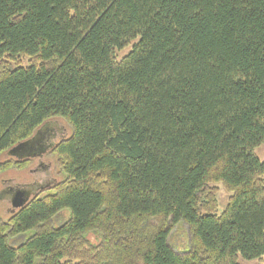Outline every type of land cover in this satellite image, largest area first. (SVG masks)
Instances as JSON below:
<instances>
[{"label":"trees","instance_id":"trees-1","mask_svg":"<svg viewBox=\"0 0 264 264\" xmlns=\"http://www.w3.org/2000/svg\"><path fill=\"white\" fill-rule=\"evenodd\" d=\"M55 118L65 178L0 218V264L264 259V0H0V156Z\"/></svg>","mask_w":264,"mask_h":264},{"label":"rangeland","instance_id":"rangeland-1","mask_svg":"<svg viewBox=\"0 0 264 264\" xmlns=\"http://www.w3.org/2000/svg\"><path fill=\"white\" fill-rule=\"evenodd\" d=\"M132 41L127 46L116 49L117 59L120 60L123 56L128 54L133 46ZM30 61L28 56H20L15 62H20L27 65ZM14 62V63H15ZM48 127L41 135L36 143V150L38 156L32 157V162L26 169L10 168L0 172V218L4 221L19 211L12 205L11 196L17 189H24L30 192V199L36 195L44 196L53 193L54 189H49L53 184L63 180L64 174L59 171L57 155L50 152L55 143L65 139L72 134V127L67 120L63 118H55L45 123ZM54 143L51 147L50 145ZM50 147V148H49ZM258 158L264 160V143L259 145L255 150ZM12 156L9 152H4L0 156V160H6ZM16 158V157H14ZM218 188V202L219 209L223 211L229 200L231 192L223 185L222 182L215 183ZM66 215V214H64ZM189 234V228L185 225H179L174 229L171 242L177 247L185 242ZM92 242H98L96 236H90ZM239 264H264V259L248 260L241 255L238 259Z\"/></svg>","mask_w":264,"mask_h":264},{"label":"water","instance_id":"water-1","mask_svg":"<svg viewBox=\"0 0 264 264\" xmlns=\"http://www.w3.org/2000/svg\"><path fill=\"white\" fill-rule=\"evenodd\" d=\"M47 125H42L34 134V136L24 141L15 147L11 148L8 152L12 157H16L17 159H25V158H34L38 156V151L36 150V143L40 139L41 135L44 133ZM52 143L50 147L53 145ZM49 147V148H50ZM30 200V192L24 189H17L14 194L11 196L12 205L16 208L24 207L27 202Z\"/></svg>","mask_w":264,"mask_h":264}]
</instances>
